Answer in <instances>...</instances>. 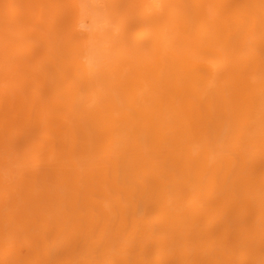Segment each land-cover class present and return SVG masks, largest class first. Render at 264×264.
Returning <instances> with one entry per match:
<instances>
[{
	"label": "bare ground",
	"instance_id": "obj_1",
	"mask_svg": "<svg viewBox=\"0 0 264 264\" xmlns=\"http://www.w3.org/2000/svg\"><path fill=\"white\" fill-rule=\"evenodd\" d=\"M0 149V264H264V0H0Z\"/></svg>",
	"mask_w": 264,
	"mask_h": 264
},
{
	"label": "rangeland",
	"instance_id": "obj_2",
	"mask_svg": "<svg viewBox=\"0 0 264 264\" xmlns=\"http://www.w3.org/2000/svg\"><path fill=\"white\" fill-rule=\"evenodd\" d=\"M1 149H2V148H1ZM1 149H0V158H2L1 155H3V154L1 153V151L4 150V149H2V150H1ZM0 179H2V178H0ZM2 212H3V211H2ZM2 215H4V214L2 213V214H1V217H2ZM1 217H0V219H1L0 222L2 223V224H1V227H3V226H2V225H3V221H2V219H4L5 216H3L2 218H1ZM1 229H3V228H1ZM3 232H5V231L3 230ZM6 233H7V232H6ZM6 233H5V234H6ZM0 234H2V232H0ZM5 234H4V235H5ZM4 235H2V236H4ZM6 235H7V234H6ZM0 236H1V235H0ZM5 238H6V237H5ZM1 239H2V241H0V246H1V247H0V248H1V249H0V251H1V252H0V256H1V259H3V257L6 256V255L9 253V251L6 250V249H9V248L6 247V244H4V241H5V240H3V238H1ZM1 239H0V240H1ZM7 239H8V238H7ZM7 246H8V245H7ZM3 252H4V253H3ZM6 252H7V253H6ZM2 256H3V257H2ZM1 259H0V260H1ZM4 259H5V258H4ZM1 261H3V260H1ZM1 264H2V262H1Z\"/></svg>",
	"mask_w": 264,
	"mask_h": 264
}]
</instances>
